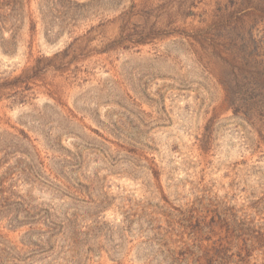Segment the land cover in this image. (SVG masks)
Masks as SVG:
<instances>
[{"label": "rangeland", "instance_id": "rangeland-1", "mask_svg": "<svg viewBox=\"0 0 264 264\" xmlns=\"http://www.w3.org/2000/svg\"><path fill=\"white\" fill-rule=\"evenodd\" d=\"M0 47V264H264V0H31ZM6 35V39H9Z\"/></svg>", "mask_w": 264, "mask_h": 264}, {"label": "trees", "instance_id": "trees-1", "mask_svg": "<svg viewBox=\"0 0 264 264\" xmlns=\"http://www.w3.org/2000/svg\"><path fill=\"white\" fill-rule=\"evenodd\" d=\"M31 0H0V47L5 54L12 51V46L17 43L24 21H29ZM9 39H6V35ZM4 87L0 79V90ZM252 98L247 105L250 114H257L262 117L264 124V86L250 93ZM2 133L0 136L2 137Z\"/></svg>", "mask_w": 264, "mask_h": 264}]
</instances>
